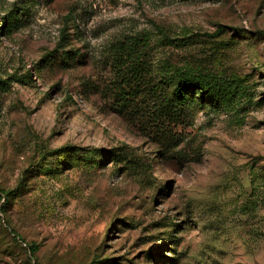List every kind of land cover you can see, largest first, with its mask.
<instances>
[{
	"label": "rangeland",
	"instance_id": "1",
	"mask_svg": "<svg viewBox=\"0 0 264 264\" xmlns=\"http://www.w3.org/2000/svg\"><path fill=\"white\" fill-rule=\"evenodd\" d=\"M0 264H264V0H0Z\"/></svg>",
	"mask_w": 264,
	"mask_h": 264
},
{
	"label": "trees",
	"instance_id": "2",
	"mask_svg": "<svg viewBox=\"0 0 264 264\" xmlns=\"http://www.w3.org/2000/svg\"><path fill=\"white\" fill-rule=\"evenodd\" d=\"M17 18V15L14 16V20ZM134 61L129 62L127 64V68L131 71V76L134 80L138 79V73L136 71L135 65L133 64ZM159 81L163 82L167 85L171 84V96H169L167 99L164 98V102H166L165 110L167 111V114L174 113L182 104H185L187 102L188 97L193 96L194 94H200L202 99H210L211 101L218 102V93L219 91H216L211 87L209 80L206 78V76L194 73L190 69H176L172 74L168 75L166 72H162L159 75ZM159 82V83H160ZM155 93L157 95L160 94L163 90V86L161 87L159 84L156 85ZM219 90V89H217ZM225 91H228L229 88L225 85H223V89ZM121 100V96H120ZM164 104V103H163ZM3 200L4 202L8 201L7 197H10V193L14 194L12 191L7 193L6 191H3ZM5 205V204H4ZM3 205V206H4ZM15 233V231L13 232ZM15 237L19 238L18 234L14 235ZM23 241V240H21ZM23 243L26 244L30 254L33 257H36V254L39 250V246L36 244H28L25 241Z\"/></svg>",
	"mask_w": 264,
	"mask_h": 264
}]
</instances>
